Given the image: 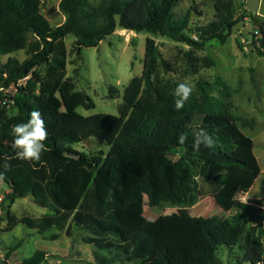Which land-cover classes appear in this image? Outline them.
I'll return each instance as SVG.
<instances>
[{
  "label": "trees",
  "instance_id": "16d2710c",
  "mask_svg": "<svg viewBox=\"0 0 264 264\" xmlns=\"http://www.w3.org/2000/svg\"><path fill=\"white\" fill-rule=\"evenodd\" d=\"M94 1L60 0L64 20L52 26L41 13V0H0V54L25 50L27 55L23 61L9 57L0 68V87L27 78L13 97L17 112L9 115L7 107L0 106V180L11 191L1 201L6 214L0 217V240L18 224L45 234L62 228L70 217L74 226L89 234L81 242L106 252L96 254L91 264H222L217 248L232 249L247 225L255 224L258 243L248 260L264 262V241H260L264 238V179L258 203L237 201V193L248 191L260 173L253 141L237 122L225 112L195 108L187 102L176 110L173 93L154 82L158 51L152 38L145 42L141 75L123 90L118 115L82 116L76 109L89 110L94 103L75 90L66 76L64 44V38L72 35V50L78 57L82 48L97 47L120 28L203 50L213 40L225 43L232 29L251 17L260 35L251 46L264 56V20L246 9L236 16L233 0H210L213 19L198 27L189 26L188 12L174 14L179 0ZM33 110L42 113L48 131L39 162L17 159L12 147V127L26 122ZM201 129L212 136L214 147L201 145L196 151L193 142ZM181 134L187 137L183 145L178 143ZM89 138L105 142L109 149L90 157L73 148ZM143 194L148 209H191L211 199L224 214L162 218L158 231L151 233L141 224L158 218L149 220L132 208ZM28 196L50 213L39 221L12 214L10 206ZM16 247L5 248L1 264H8ZM47 257L36 250L15 264H42Z\"/></svg>",
  "mask_w": 264,
  "mask_h": 264
},
{
  "label": "rangeland",
  "instance_id": "374dc122",
  "mask_svg": "<svg viewBox=\"0 0 264 264\" xmlns=\"http://www.w3.org/2000/svg\"><path fill=\"white\" fill-rule=\"evenodd\" d=\"M59 1L41 0V13L52 26L64 20V15L58 8ZM233 1L238 16L246 9L247 0ZM173 12L176 16L188 12L190 27L207 25L214 16L210 0H179ZM253 15L259 21L264 20V0H260L258 12ZM257 30L251 17H246L232 29L225 43L213 40L208 42L203 50H194L166 37L119 28L103 39L97 47L82 48L78 57L72 50L74 37L68 35L64 38L68 52L66 76L73 80L75 90L86 93L94 103V108L86 110L78 107L76 112L82 116L93 114L117 116L125 86L132 78L139 77L142 73L145 42L147 38H152L158 51L154 82L165 86L170 93H174L178 83L188 82L194 89L187 101L189 105L227 113L242 128V132L252 139L253 152L260 173L252 187L246 192L237 193L236 199L240 203H258L260 184L264 179V56H259L251 46L254 39L260 38ZM249 37H252L251 41ZM256 47L262 50L257 40ZM9 57L23 61L27 55L25 50L0 54V68ZM7 109L9 115L17 112L14 105H9ZM73 148L87 153L90 157L97 155L99 151L106 153L109 149L105 142L95 138L82 140L73 145ZM179 155L180 152L175 157ZM5 189V186L0 188V195ZM123 196H126L125 191ZM7 205L8 201H5L4 206ZM132 208L136 214L149 220L158 218L153 222L141 224L142 229L151 233L158 231L162 218L187 219L224 214L217 205H213L211 199L202 200L191 209H148L145 194L136 205H132ZM0 209L2 210L1 202ZM10 211L17 217L26 216L35 221L49 214L48 209L36 204L29 196L17 199L10 206ZM2 212L5 217V211ZM84 237H89V234L74 226L70 217L62 228L53 229L45 234H39L35 229L18 224L12 231L1 235L0 249L5 253V248L17 245L10 256L12 264L31 256L36 250L48 254L42 264H91L95 261L96 254L106 255L105 251L81 242V238ZM257 238V226L248 224L238 244L232 249L219 246L216 256L222 264H252L248 260L249 253L251 248L257 246ZM260 241H264V238ZM3 258L4 255L0 257V264ZM113 264L131 263L118 261Z\"/></svg>",
  "mask_w": 264,
  "mask_h": 264
},
{
  "label": "clouds",
  "instance_id": "9594fccd",
  "mask_svg": "<svg viewBox=\"0 0 264 264\" xmlns=\"http://www.w3.org/2000/svg\"><path fill=\"white\" fill-rule=\"evenodd\" d=\"M193 86L188 82H180L174 89V97L176 98L175 109L180 110L185 106V103L190 99ZM13 136L12 147L15 149L16 158L22 161L39 162L42 152L45 151V141L48 139V131L42 113L39 110H33L29 114V119L26 122L15 124L11 129ZM187 137L181 134L178 137V143L183 145L186 143ZM201 145L207 148L214 147L212 136L201 129L196 133L193 142V148L196 151L200 150ZM9 165H5L7 169ZM3 174L0 173V179Z\"/></svg>",
  "mask_w": 264,
  "mask_h": 264
},
{
  "label": "built area",
  "instance_id": "2783aa9c",
  "mask_svg": "<svg viewBox=\"0 0 264 264\" xmlns=\"http://www.w3.org/2000/svg\"><path fill=\"white\" fill-rule=\"evenodd\" d=\"M257 34L259 33L257 32ZM26 80L27 78L21 79L16 84H11L7 88L0 87V106L8 107L9 105H13V97L17 94L18 87L24 85Z\"/></svg>",
  "mask_w": 264,
  "mask_h": 264
},
{
  "label": "crops",
  "instance_id": "0c3cea01",
  "mask_svg": "<svg viewBox=\"0 0 264 264\" xmlns=\"http://www.w3.org/2000/svg\"><path fill=\"white\" fill-rule=\"evenodd\" d=\"M3 186H5L6 189L4 190L3 194L0 195V199H1L0 202H1L2 199H3V195H6V194H8V193L11 192L9 186H8L7 184H5L3 181L0 180V188H2ZM47 213H50V211H48ZM0 217H1V218L4 217V214H3V212H2L1 209H0ZM12 253H13V252L10 253V255H9L8 259H7V263H8V264H12V263L10 262V256H11ZM3 255H5V253L3 252V250L1 251V249H0V257H2Z\"/></svg>",
  "mask_w": 264,
  "mask_h": 264
},
{
  "label": "water",
  "instance_id": "95a60500",
  "mask_svg": "<svg viewBox=\"0 0 264 264\" xmlns=\"http://www.w3.org/2000/svg\"><path fill=\"white\" fill-rule=\"evenodd\" d=\"M259 4H260V0H247L246 10L253 14H257L259 9ZM249 39L251 41L252 37H249Z\"/></svg>",
  "mask_w": 264,
  "mask_h": 264
}]
</instances>
